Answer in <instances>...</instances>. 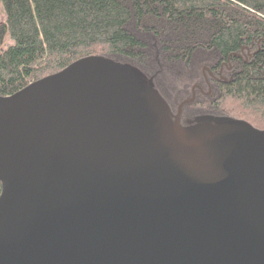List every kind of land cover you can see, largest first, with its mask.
<instances>
[{"label":"water","instance_id":"95a60500","mask_svg":"<svg viewBox=\"0 0 264 264\" xmlns=\"http://www.w3.org/2000/svg\"><path fill=\"white\" fill-rule=\"evenodd\" d=\"M193 98L100 56L0 95V264H264V129Z\"/></svg>","mask_w":264,"mask_h":264},{"label":"trees","instance_id":"16d2710c","mask_svg":"<svg viewBox=\"0 0 264 264\" xmlns=\"http://www.w3.org/2000/svg\"><path fill=\"white\" fill-rule=\"evenodd\" d=\"M0 2L1 96L100 56L151 79L172 118L193 90L182 125L241 119L264 129V0ZM7 32L13 43L1 48Z\"/></svg>","mask_w":264,"mask_h":264},{"label":"rangeland","instance_id":"374dc122","mask_svg":"<svg viewBox=\"0 0 264 264\" xmlns=\"http://www.w3.org/2000/svg\"><path fill=\"white\" fill-rule=\"evenodd\" d=\"M5 21V13H4V9H3V5L0 2V23ZM13 43L12 38L10 37L9 33L7 32L4 36V40L3 43L1 45V48H6L9 45H11Z\"/></svg>","mask_w":264,"mask_h":264}]
</instances>
